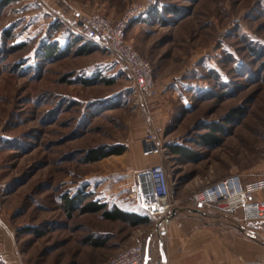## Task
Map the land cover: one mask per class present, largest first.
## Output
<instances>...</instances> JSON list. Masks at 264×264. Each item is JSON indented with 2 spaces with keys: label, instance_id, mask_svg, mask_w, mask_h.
<instances>
[{
  "label": "rangeland",
  "instance_id": "374dc122",
  "mask_svg": "<svg viewBox=\"0 0 264 264\" xmlns=\"http://www.w3.org/2000/svg\"><path fill=\"white\" fill-rule=\"evenodd\" d=\"M149 3L158 12L126 32L158 82L145 104L120 60L96 46L83 52L86 40L64 17L83 10L114 20ZM54 43L61 51L45 58ZM147 108L154 120L160 112L164 140L185 151L164 159L174 197L177 186L198 184L177 206L232 226L218 205L194 204L192 195L207 177L264 165V0H0V258L8 262L0 264H102L146 241L161 219L132 225L81 209L94 199L142 212L129 183L160 159L143 147ZM209 127L217 147L202 143ZM118 146L123 154L88 160L91 149ZM79 193L88 196L67 206Z\"/></svg>",
  "mask_w": 264,
  "mask_h": 264
},
{
  "label": "built area",
  "instance_id": "2783aa9c",
  "mask_svg": "<svg viewBox=\"0 0 264 264\" xmlns=\"http://www.w3.org/2000/svg\"><path fill=\"white\" fill-rule=\"evenodd\" d=\"M150 5L151 3L133 5L114 20L99 13L82 14L80 11H73V24L78 26L85 40L98 48L109 50L120 60L132 78L138 98L145 104L157 92L154 68L127 42L126 32L137 18L148 12ZM162 135L154 128L147 133L144 150L148 154L159 156L160 162L145 172L137 173L128 186L129 195L139 211H142L139 214L159 219L172 212L176 204V181L170 179L164 164L169 148ZM263 186L264 177L263 183H257L258 188ZM192 202L208 206L218 205L235 226L250 214L264 218V198H257L255 190L244 185L242 175L236 172L204 185L192 195ZM102 264H149V260L145 256L143 243L138 242L124 248ZM240 264H264V261L254 260Z\"/></svg>",
  "mask_w": 264,
  "mask_h": 264
},
{
  "label": "crops",
  "instance_id": "0c3cea01",
  "mask_svg": "<svg viewBox=\"0 0 264 264\" xmlns=\"http://www.w3.org/2000/svg\"><path fill=\"white\" fill-rule=\"evenodd\" d=\"M81 13L90 14L91 12L81 10ZM143 17L135 23L144 22V19L150 15L146 14ZM64 18L73 23L71 18ZM158 87L157 82V90ZM147 111L148 115L152 117L151 111L149 109ZM155 114V120L152 117L149 121L148 130L154 128L158 133L164 135V130L159 129L163 125L161 114L159 111H156ZM165 142L168 147L182 145L181 141ZM159 162L158 158L157 163ZM239 173L243 177L244 185L255 190L257 198L263 199L264 186L258 188L257 183H263L264 165H257L249 171L240 170ZM208 182H210V177H207V181L201 180L199 183L206 185ZM192 185L186 182L183 186H177L179 197L175 198L173 217L159 229L156 230L155 227V230L148 234L143 243L149 264H240L246 261H264V218H257L250 214L247 219L236 226L232 225L228 228L215 226L216 224L214 225L212 222V219L215 218L213 214H204L194 210H189L190 213H187L184 209H188V207L177 206V202L185 199L184 191L188 186H190L189 188H198V184L197 186ZM2 259L8 263L7 258Z\"/></svg>",
  "mask_w": 264,
  "mask_h": 264
},
{
  "label": "trees",
  "instance_id": "16d2710c",
  "mask_svg": "<svg viewBox=\"0 0 264 264\" xmlns=\"http://www.w3.org/2000/svg\"><path fill=\"white\" fill-rule=\"evenodd\" d=\"M20 0H2L3 4L5 5H9V4H13L16 3ZM158 11L156 10H149L146 14H149L150 16H152L154 13H157ZM145 14V15H146ZM140 18V17H139ZM138 20V18L134 21V23ZM83 37V36H82ZM76 42H81V36H78L76 38H74ZM83 39H85L83 37ZM91 45V46H89ZM94 45H92L89 41L86 40V42H84V44L82 45L81 48H84V51H88L90 53V51H92V49L94 50ZM61 47H59L57 44H49V45H45L44 47V56L45 58H53V56H55L58 52H60ZM103 80L102 78L98 79ZM82 81L84 83H90L93 81H96L94 78H83ZM232 116V115H231ZM233 117V116H232ZM230 117H227V119ZM211 130L213 131H218L217 128L215 127H209L208 128V132L201 134L200 137L202 138V143H204L207 147H217L221 141L220 138H218L217 136H215V134H213L211 132ZM169 150L172 151V153H176V154H184L185 151L182 147H180L179 145H170ZM125 151V147L123 146H118V147H114L111 149H106V150H97V149H91L89 151V153H91L92 155H89L88 160L89 161H95V160H99L102 159L104 157L113 155V154H122ZM87 194V193H86ZM71 196V197H65L67 199V206H73V204L75 202H80L81 200L84 199V197L87 196H82L80 193L79 195H75ZM81 203V202H80ZM106 204L105 203H101L98 200H91L90 202H88L87 204H83L82 206V211H102V217L106 220H112V221H116V220H122V221H128L130 224L132 225H140V224H147L149 223L151 220L149 217L147 216H143L141 214H137L134 212H130L128 210H125L124 208L118 206V205H114L112 208H106ZM22 232H28L30 231V228L28 226L21 228ZM33 232V231H32ZM91 237H87L85 238V241H87L88 243L91 244H98V245H103L104 242L103 241H93V239L91 240ZM0 261L2 262V259L0 258Z\"/></svg>",
  "mask_w": 264,
  "mask_h": 264
},
{
  "label": "water",
  "instance_id": "95a60500",
  "mask_svg": "<svg viewBox=\"0 0 264 264\" xmlns=\"http://www.w3.org/2000/svg\"><path fill=\"white\" fill-rule=\"evenodd\" d=\"M172 217H173V211L170 212L169 214H167V216H166L165 218H162V219L158 222V224H157V226H156V230H157L161 225H164V224L168 223L169 220H170Z\"/></svg>",
  "mask_w": 264,
  "mask_h": 264
}]
</instances>
